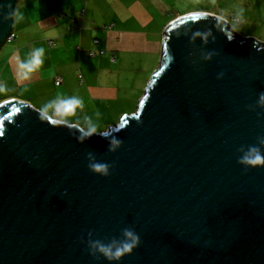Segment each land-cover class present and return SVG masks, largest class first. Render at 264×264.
<instances>
[{
    "label": "water",
    "instance_id": "obj_1",
    "mask_svg": "<svg viewBox=\"0 0 264 264\" xmlns=\"http://www.w3.org/2000/svg\"><path fill=\"white\" fill-rule=\"evenodd\" d=\"M17 2L0 0V50ZM229 29L171 22L137 113L114 127L0 104V264H264V162H242L264 154V43ZM126 230L137 245L109 260L97 242Z\"/></svg>",
    "mask_w": 264,
    "mask_h": 264
},
{
    "label": "crops",
    "instance_id": "obj_2",
    "mask_svg": "<svg viewBox=\"0 0 264 264\" xmlns=\"http://www.w3.org/2000/svg\"><path fill=\"white\" fill-rule=\"evenodd\" d=\"M201 1L18 0L14 18L15 43L3 57V48L0 50V59L4 62L0 67V84L5 82L11 86L6 96L0 99V104L15 99L28 103L55 121L74 120L95 128L117 126L125 116L137 113L143 89L154 73L148 70L146 76L123 77L118 70L115 74L112 67L118 64L128 66L127 60L122 59L126 52L149 56L151 52L160 51L162 54L163 34L178 18L205 13L228 21L216 11L200 9ZM241 1L250 5L254 0ZM255 2L261 5L257 16L254 5H243L241 9L248 8L245 11L248 20L252 23L258 19L262 24L259 28L264 31V0ZM106 5L117 11L119 16L106 17ZM167 16L171 19L169 24L162 25L161 21ZM234 19H239L242 26L248 24V21L241 20L240 15ZM133 23H136V28ZM76 27L81 31L77 34L79 36H69V28L75 31ZM65 37L68 38L66 42ZM51 42L54 45H50ZM58 42L64 43V47H57ZM67 47L68 50L65 49ZM36 48L45 50L42 65L28 79H19L17 60L29 58ZM108 51L113 56L120 54L119 60L110 58L106 61V56L111 55ZM106 64L110 67L108 72ZM58 78L63 81L59 87L56 85ZM117 78L119 85L106 82L107 79L115 82ZM134 87H138L136 91H133ZM68 99H79L81 104L70 113H60L47 107L53 101Z\"/></svg>",
    "mask_w": 264,
    "mask_h": 264
},
{
    "label": "rangeland",
    "instance_id": "obj_3",
    "mask_svg": "<svg viewBox=\"0 0 264 264\" xmlns=\"http://www.w3.org/2000/svg\"><path fill=\"white\" fill-rule=\"evenodd\" d=\"M209 1V2H207ZM202 0L199 4L200 9H204V10H208V11H216L217 13H220L221 15H223L226 19H228L229 23L231 24L232 28L235 29L239 35L243 38H250V39H255L261 43H264V31H261V28H259L262 24L259 23V20L257 19L256 22L252 20V23L250 22V19L248 20L247 18V13L245 11H247L248 8H243L244 6H250L252 7V5H254L255 8V15L257 16L260 13V9H261V5H259V3H256L255 0L249 4H243V1L241 0ZM256 3V4H255ZM238 9V11H237ZM250 10V9H249ZM237 11L238 13L235 14L234 12ZM249 14V13H248ZM119 16V13L115 10H113L112 8H110L108 5H106V17H113V16ZM237 15L241 16L242 19L241 20H246L248 21L247 25H241L239 22L234 21L235 17H237ZM170 17L167 16L166 20L161 21L162 25L169 24L170 21ZM262 21V19H261ZM245 22V21H244ZM74 26V24H73ZM133 27L136 28V23H133ZM70 32L71 37H75V36H79L77 34H80L81 31L77 29V27L75 28V31H71L70 28L68 30ZM72 32V33H71ZM68 40L67 37H65V42ZM15 43V41H13L12 43H4V45L2 46L3 48V53L2 56L8 52L7 49L10 48V46H12ZM50 45H54V42H51ZM57 47H64V43H59L58 42V46ZM69 47V46H68ZM68 47L65 48L68 50ZM64 49V51H65ZM63 51V53H65ZM70 54V51H68ZM109 54H111L108 51ZM68 54V53H67ZM112 55V54H111ZM111 55L106 56V61L110 60V58L113 60L118 61L120 58V54L115 53L113 57H111ZM143 55V56H142ZM122 59L123 60H127V64L128 66L125 67L122 64H117L112 67L113 70H115V74L117 73V70L119 72H121V74L123 73V77L126 76H132L135 77L136 74H140L143 76H146L149 72L148 70L152 71V74L155 73L154 71L156 69H158L160 67V63H161V52L159 51L158 53L156 52H151L150 55H144L143 53H132V52H126L122 54ZM144 61V63H142V61ZM4 64L3 60L0 59V67H2V65ZM110 69L109 65L106 64V71L108 72ZM152 76L149 77V79L151 80ZM148 79V81H149ZM107 84L109 85H113V84H120L119 83V78H117L115 80V82H113L110 79L106 80ZM150 83V81H149ZM147 84V83H146ZM139 85V84H138ZM149 84H147L146 87H144L143 89V94L141 96V98L144 96L145 91L147 89ZM9 87L11 88V86H8L5 82L0 84V99H2L4 96H6L7 94V90H9ZM138 87H134L133 91H136ZM137 96V95H136ZM141 102V101H140ZM114 127V126H113Z\"/></svg>",
    "mask_w": 264,
    "mask_h": 264
},
{
    "label": "clouds",
    "instance_id": "obj_4",
    "mask_svg": "<svg viewBox=\"0 0 264 264\" xmlns=\"http://www.w3.org/2000/svg\"><path fill=\"white\" fill-rule=\"evenodd\" d=\"M44 53V48H36L30 54L29 58L17 60V75L19 79H28L30 74L40 68L43 63ZM261 100L264 101V95H262ZM79 104H81V100L79 99H68L53 101L48 104L47 107L55 108L56 111L60 113H70ZM89 129L90 131H95V127L92 125H89ZM242 162L249 166L256 165L264 162V154L255 147L250 148L242 158ZM105 168L106 166L101 164L94 165V170L97 172H105ZM125 236L127 239L120 246L115 248L97 242L98 250L109 260L120 258L123 254L130 252L138 243V237L132 231L126 230Z\"/></svg>",
    "mask_w": 264,
    "mask_h": 264
},
{
    "label": "built area",
    "instance_id": "obj_5",
    "mask_svg": "<svg viewBox=\"0 0 264 264\" xmlns=\"http://www.w3.org/2000/svg\"><path fill=\"white\" fill-rule=\"evenodd\" d=\"M234 21L236 22H239L240 23V20L239 19H235ZM230 26L231 24L229 23V21H226ZM232 27V26H231ZM79 29V28H78ZM235 30V29H234ZM16 40V35L14 33V31L11 33V35L7 38L6 40V43H12L13 41ZM91 56H94V54L92 53ZM63 83L62 79L61 78H58L57 81H56V85L59 87L61 86Z\"/></svg>",
    "mask_w": 264,
    "mask_h": 264
},
{
    "label": "trees",
    "instance_id": "obj_6",
    "mask_svg": "<svg viewBox=\"0 0 264 264\" xmlns=\"http://www.w3.org/2000/svg\"><path fill=\"white\" fill-rule=\"evenodd\" d=\"M229 32H230V36H232L233 38H235V37L238 38V39L240 38L238 36H235V34H234L235 30L234 29H231V30L229 29ZM241 40H243V39H241Z\"/></svg>",
    "mask_w": 264,
    "mask_h": 264
}]
</instances>
